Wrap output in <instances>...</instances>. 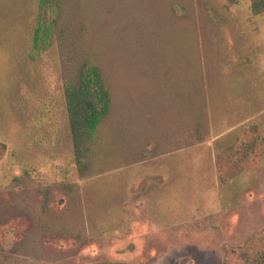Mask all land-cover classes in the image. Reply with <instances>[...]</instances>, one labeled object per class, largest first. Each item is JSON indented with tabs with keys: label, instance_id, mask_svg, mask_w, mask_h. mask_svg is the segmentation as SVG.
Here are the masks:
<instances>
[{
	"label": "rangeland",
	"instance_id": "rangeland-1",
	"mask_svg": "<svg viewBox=\"0 0 264 264\" xmlns=\"http://www.w3.org/2000/svg\"><path fill=\"white\" fill-rule=\"evenodd\" d=\"M235 1L63 0L38 52L54 12L0 0V264H223L264 231V156L218 165L264 130V15ZM85 59L111 109L80 169L63 72Z\"/></svg>",
	"mask_w": 264,
	"mask_h": 264
},
{
	"label": "trees",
	"instance_id": "trees-1",
	"mask_svg": "<svg viewBox=\"0 0 264 264\" xmlns=\"http://www.w3.org/2000/svg\"><path fill=\"white\" fill-rule=\"evenodd\" d=\"M235 4V0H228ZM63 0H40L39 14L46 18L48 11L54 12L50 17L49 25L39 22L35 30L34 48L38 52L48 48L52 36L51 30L59 25L62 16ZM251 11L254 16L264 15V0H250ZM176 13H180L178 6L174 7ZM64 93L69 125L76 154L77 165L85 169L88 144L97 132L102 121L108 116L111 109V96L106 86L102 71L89 59H85L77 71L65 69L63 72ZM253 137L244 144L236 145L235 148L226 149L218 157L220 172L224 165L232 164L237 169L236 176L253 169L257 161L264 156V130L262 126L251 127ZM8 153V147L0 141V158ZM232 174V172H231ZM233 175V174H232ZM236 176L233 175L234 179ZM229 173L223 177L227 183ZM151 178L146 179L147 184ZM225 260L223 264H264V231L255 233L243 245L237 247L224 246ZM100 264H128L124 262H104Z\"/></svg>",
	"mask_w": 264,
	"mask_h": 264
}]
</instances>
